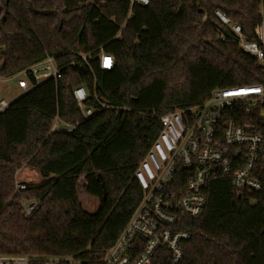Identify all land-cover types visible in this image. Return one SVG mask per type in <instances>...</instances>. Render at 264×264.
I'll list each match as a JSON object with an SVG mask.
<instances>
[{"label": "trees", "instance_id": "trees-1", "mask_svg": "<svg viewBox=\"0 0 264 264\" xmlns=\"http://www.w3.org/2000/svg\"><path fill=\"white\" fill-rule=\"evenodd\" d=\"M1 2L0 75L15 76L47 55L64 68L60 78L0 111V254L103 264L143 197L135 171L159 136L160 117L202 105L216 88L264 83L262 64L240 50L231 27L215 14L220 10L255 40L264 0ZM101 50L113 56L112 69L83 58ZM77 86L88 90V106L110 107L85 120ZM223 114V120L250 121L237 110ZM57 115L76 125L71 134L50 133ZM23 165L43 180L15 192ZM82 175L99 200L95 212L79 201ZM187 175L178 168L180 186ZM206 193L203 213L180 225L190 233L182 264H264V191L237 195L230 179L220 177ZM22 198L40 200L30 217ZM166 252L160 249L153 264H169Z\"/></svg>", "mask_w": 264, "mask_h": 264}, {"label": "built area", "instance_id": "built-area-1", "mask_svg": "<svg viewBox=\"0 0 264 264\" xmlns=\"http://www.w3.org/2000/svg\"><path fill=\"white\" fill-rule=\"evenodd\" d=\"M121 1V0H115ZM132 4H149L150 0H129ZM3 4L0 0V11ZM227 26L230 20L220 10L215 12ZM241 50L256 57L264 69V18L255 31V40L247 39L238 24L230 25ZM225 40V35H220ZM1 50V48H0ZM85 60L100 61L102 69L114 67L111 54L101 50ZM2 59L0 58V68ZM64 66L56 58L47 55L12 77L18 87L27 92L44 81L61 77ZM74 96L85 120L91 118L97 108L86 101L90 94L85 86L74 88ZM10 102L0 99V111ZM101 110L110 106L100 102ZM237 110L238 115L250 121L244 124L235 119L223 120V112ZM258 117V118H257ZM159 136L135 171V178L143 190V197L127 225L106 250L103 264H153L160 249L168 253L169 264H182L185 245L190 233L180 228L188 217H198L207 204V189L212 180L229 178L237 195H249L264 191V83L216 88L200 106L188 110H174L160 117ZM74 124L55 116L50 132L70 133ZM179 167L188 169L183 186L179 185L176 172ZM26 188L18 183L16 192ZM255 202V201H254ZM24 215L30 217L37 210V199H23ZM164 253L160 258H164ZM40 261V262H39ZM42 261V262H41ZM82 264L72 256H52L43 259L28 255L0 254V264Z\"/></svg>", "mask_w": 264, "mask_h": 264}, {"label": "rangeland", "instance_id": "rangeland-1", "mask_svg": "<svg viewBox=\"0 0 264 264\" xmlns=\"http://www.w3.org/2000/svg\"><path fill=\"white\" fill-rule=\"evenodd\" d=\"M207 18L208 17L206 16L205 19H207ZM230 25H231V22L229 24V27H230ZM234 36H235V40L237 42L236 35L234 34ZM238 45H239V43H238ZM239 47H240V45H239ZM240 50H241V47H240ZM23 93H24L23 90H21L18 87L17 80L16 79H10L9 81H5L4 80V81H1L0 82V99L7 100L8 102L11 103L14 100H16L17 98H19ZM100 110H101L100 108H97L95 114L98 113ZM75 128H76V125H75ZM75 128L72 130V132L75 130ZM56 132H60V131H56ZM72 132H70V133L61 132V133L71 134ZM83 176L85 177V175L80 176L79 181H78V186H77L79 201L81 202L83 208L86 211H88V212H95L96 209H97V207H98V203L99 202H98L97 199H94L87 192V189H85L86 186H84L83 183H82ZM15 178H16V189H17V184L18 183H24V184L30 183V182H32V183H38V182H40V181L43 180V177H41L40 173L35 168L30 167L28 165H23L20 169H18L16 171ZM84 181H85V179H84ZM20 190H22V189H20ZM20 190H19V192H20ZM23 199H37V198H22L21 201H20V203L22 202ZM38 201H39V206H40V204H41L40 203V200H38ZM39 206H38V208H39ZM23 213H24V211H23ZM25 217H27V216H25ZM20 255H25V254H20Z\"/></svg>", "mask_w": 264, "mask_h": 264}, {"label": "crops", "instance_id": "crops-1", "mask_svg": "<svg viewBox=\"0 0 264 264\" xmlns=\"http://www.w3.org/2000/svg\"><path fill=\"white\" fill-rule=\"evenodd\" d=\"M84 179H85V177L83 176V181H82V183H83V185L84 186H86V184H85V181H84ZM85 189H86V187H85ZM92 196V195H91ZM94 199H97L96 197H94V196H92ZM98 200V199H97ZM98 202H99V200H98ZM98 207H99V203H98ZM98 207H97V209H98ZM97 209H96V211H97Z\"/></svg>", "mask_w": 264, "mask_h": 264}]
</instances>
